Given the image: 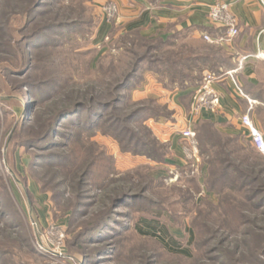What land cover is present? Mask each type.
<instances>
[{
  "label": "rangeland",
  "instance_id": "374dc122",
  "mask_svg": "<svg viewBox=\"0 0 264 264\" xmlns=\"http://www.w3.org/2000/svg\"><path fill=\"white\" fill-rule=\"evenodd\" d=\"M126 1L47 0L28 26L34 15L33 0H0V264H51L37 243L58 226L63 229V252L78 264H231L233 258L245 263L264 245V202L256 201L264 195V171L261 183L242 191L222 189L220 184L213 188L199 147L197 165L189 143L184 164H170L171 153L154 140L149 128L124 119L139 100L155 97L139 98V91L156 85L171 90L175 85L166 74L159 77L151 70L155 65L149 61L161 57L155 52L148 54V63L108 118L117 116L116 124L103 120L92 132L77 122L75 127L74 118L65 120V129L71 130L58 140L64 144L55 152L62 159L51 166L37 164L39 151L23 144L28 137L41 135L61 107L87 101L85 91L91 97L112 99L113 86L139 57V28L128 29L119 22ZM128 1L129 9L135 10L129 16L138 15L139 0ZM147 1L156 5L163 0ZM106 22L112 28L102 41L98 34ZM52 23L73 27L49 32L39 43L43 46L29 52L27 35ZM191 49L202 48L192 44ZM23 66L30 68L24 71ZM259 76L264 100V62L259 65ZM31 83L45 85L46 90L33 99L27 91ZM256 115L264 132V108H258ZM175 116L174 112L170 118L146 123L159 138L157 124L174 123ZM136 133L148 143L146 152L139 151ZM245 153L264 167V157L250 148ZM255 189L260 193L251 200ZM126 193L138 196L117 208L120 214L116 216L126 230L114 243L101 241L86 249L92 257L110 245L112 253L105 251L106 256L92 258L94 262L86 259L83 250L75 247L79 231ZM140 217L159 218L191 248L192 255L171 254L156 239L138 234L134 225Z\"/></svg>",
  "mask_w": 264,
  "mask_h": 264
},
{
  "label": "trees",
  "instance_id": "16d2710c",
  "mask_svg": "<svg viewBox=\"0 0 264 264\" xmlns=\"http://www.w3.org/2000/svg\"><path fill=\"white\" fill-rule=\"evenodd\" d=\"M33 1L31 11L34 15L33 18L28 21V26L35 22L37 15L41 14V8L45 6L44 4L47 2V0ZM72 27L73 26L69 25V23H52L42 30H33L26 37L29 52H33V50L43 46V44L39 43L41 40H44V38L49 37V32L55 31L61 33L59 30ZM187 38V35L184 33H176L174 36L167 39L161 37L147 38L139 33L138 60L116 85H112L115 87V93L111 100L99 99L94 96L91 97L92 93L85 91L84 96L87 97L89 95L87 101H77L71 106L61 107L52 119L46 123L41 135L37 137H28L26 140L22 141L23 144L31 148V150L39 151L36 154L37 164H48L51 166L57 164L62 159V156L55 152V150L59 145L64 144L60 143L58 140L65 135H68L67 133L71 130L68 128L65 129L67 126L63 123L65 120H72L74 118L72 123L75 127L77 122L78 126L81 128L86 126L87 128H90L92 132L103 123V120L104 123L108 120L110 124H116L117 120H119L117 119V116L113 119L108 118L113 117L114 113L117 111L116 109L120 107V103L124 98L123 92L132 87L138 73L140 75V70L144 68L143 64L148 60V54L151 52L161 55V57H155L154 61H149L153 62L152 64L155 65L150 67L151 70L159 77L166 74L167 77L170 78L172 84H175L171 90L196 87L203 81L205 75L204 71L206 69H209L210 72L221 74L222 70L216 65L217 59L215 60L213 58L215 55H218V52L213 48L200 44L199 45L202 49L199 51L192 50L191 46L194 43L188 42ZM144 48L147 49V52L141 55L140 50ZM164 53H167L166 57H162ZM29 68L30 67L28 66H23L22 70L25 71ZM150 68L147 69L150 70ZM28 87L29 89L27 91L29 96H33V99L46 90L45 85L41 84L31 83L28 84ZM261 97L262 94L255 99L264 103V100L261 99ZM258 108H264V106L258 105L256 109ZM28 112L34 114L33 109H29ZM172 113H174V110L170 109L167 104L160 103L156 97H149L139 100V104L136 108L132 113L126 114L124 119L126 118L128 121L139 122V125L149 128L151 132L150 134L154 136V140L163 145L162 149L166 147L171 153V143L168 144L162 142V140L153 134V131L146 122L149 119L159 120L161 117L170 118ZM65 130L67 132H65ZM194 131L196 133L201 155L204 156V162L208 165L209 184L213 188L214 185L220 184L222 189H238V191H242L243 188L245 189L253 183H261L260 176L264 171V167H262V164H260L259 161H251L252 158L245 153L246 148H250L252 151L258 153L259 156L264 157V155L254 147L250 140H245V136L243 138L224 136L209 124H198L195 126ZM137 134L138 133L135 135ZM136 142L137 146L139 145L140 152H146L145 150H149L147 147L148 143H146L140 135H137ZM255 190L256 191H254L251 200H256L255 198L257 194L260 193V189ZM137 197L138 196L126 193L122 197L116 198L109 209H106L105 212L99 214L93 220L88 221L83 230L79 231V234L76 237V239H78L75 243V247L83 250L86 254V259L91 261H93L92 258L98 260L101 257L106 256L104 255L105 251L107 254L112 253L110 245H107L104 249L97 250L96 254L91 255L92 257L88 256L89 254L86 253V249L88 250L90 246H94L101 241H106L107 244H110L120 238V233L125 231L126 227L125 223L120 221V218L118 219V216H116V214H120L117 212V208L122 206L126 202L125 200ZM256 201L262 204V202H264V195ZM1 211L2 210L0 209V212ZM134 228L138 234L156 239L161 247L171 254L183 257H190L192 255L191 248L185 246L182 243L181 238L174 234L170 227L166 226L159 218L140 217L134 225ZM105 232L106 234L103 235ZM245 240L246 239L243 241ZM253 253L250 261L241 263L238 261L239 259L233 258L232 260L235 262H231V264H264V245L260 246V249L257 247ZM242 256H245V254Z\"/></svg>",
  "mask_w": 264,
  "mask_h": 264
},
{
  "label": "crops",
  "instance_id": "0c3cea01",
  "mask_svg": "<svg viewBox=\"0 0 264 264\" xmlns=\"http://www.w3.org/2000/svg\"><path fill=\"white\" fill-rule=\"evenodd\" d=\"M216 1L218 0H163L152 5L147 0H139V14L133 17L129 16L135 11L129 9V1L121 5L119 22H123L128 29L139 28V33L144 37L167 39L176 33H184L188 42L213 48L218 52L213 57L222 70L221 77L213 82V87L221 97V105L216 112L208 109L197 113L192 111L194 87L167 90L162 85H156L139 91V98L155 96L166 102L176 113L174 123L172 120H164L157 124V134L161 140L170 141L169 163L177 166L184 164L187 154L186 146L189 141L182 136L184 129L209 124L224 136H245V140H249L247 130L241 123V116L249 109L250 104L239 93V85L254 101L253 116L257 124L260 123L256 108L258 105L264 106V103L255 98H258L263 88L259 65L264 62V7L259 0H221L230 4L241 31L231 41L212 43L204 39V34L215 36L224 31L209 23V9ZM111 28V23H104L98 34L99 40L103 41ZM259 54L261 55L258 56ZM244 56L246 59L243 67L235 73L234 78L224 74L236 69ZM209 71L206 69L204 74ZM203 167L207 169V163L204 162Z\"/></svg>",
  "mask_w": 264,
  "mask_h": 264
},
{
  "label": "built area",
  "instance_id": "2783aa9c",
  "mask_svg": "<svg viewBox=\"0 0 264 264\" xmlns=\"http://www.w3.org/2000/svg\"><path fill=\"white\" fill-rule=\"evenodd\" d=\"M264 7V0H259ZM208 19L210 25L216 27L217 29H222L223 32L215 36L210 34H204V39L212 43H224L231 41L236 37L241 29L239 28L238 19L232 11V8L228 2L218 0L214 2L209 9ZM259 54L258 56H260ZM244 56L236 69L229 70L224 74L234 78L235 73L243 67ZM221 77V74H216L213 72H207L204 75L203 81L194 87L192 93V111L197 113L203 109H208L210 111L216 112L219 110L221 105L220 94L213 87V82ZM239 93L246 97L249 101V109L242 114L241 123L243 127L247 130V136L250 142L264 155V132L261 130L253 116L254 101L248 97L243 88L239 85ZM182 136L189 141V144L194 150V155L196 157V162H198L197 147L198 142L196 138V133L194 129H184ZM63 229L61 227H51L49 231L46 232L42 242H38L37 246L39 250L44 252L45 256H48L51 260V264H78L75 257L64 253V235Z\"/></svg>",
  "mask_w": 264,
  "mask_h": 264
}]
</instances>
